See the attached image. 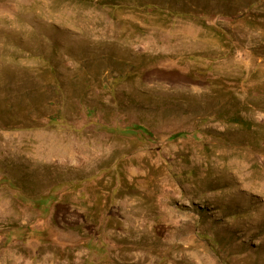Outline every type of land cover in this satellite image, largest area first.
<instances>
[{"label": "rangeland", "instance_id": "obj_1", "mask_svg": "<svg viewBox=\"0 0 264 264\" xmlns=\"http://www.w3.org/2000/svg\"><path fill=\"white\" fill-rule=\"evenodd\" d=\"M0 264H264V0H0Z\"/></svg>", "mask_w": 264, "mask_h": 264}, {"label": "trees", "instance_id": "obj_2", "mask_svg": "<svg viewBox=\"0 0 264 264\" xmlns=\"http://www.w3.org/2000/svg\"><path fill=\"white\" fill-rule=\"evenodd\" d=\"M127 131L128 132L140 131L143 134H148V132H147V130L145 128H143L141 126H138V125L137 126H134L132 128L127 129ZM181 135H182V133L174 134V135L171 136V138H177V137H179Z\"/></svg>", "mask_w": 264, "mask_h": 264}]
</instances>
